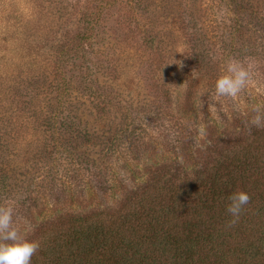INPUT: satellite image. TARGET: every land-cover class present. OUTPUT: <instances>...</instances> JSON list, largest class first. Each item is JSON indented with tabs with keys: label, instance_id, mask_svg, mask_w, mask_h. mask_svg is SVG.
<instances>
[{
	"label": "rangeland",
	"instance_id": "obj_1",
	"mask_svg": "<svg viewBox=\"0 0 264 264\" xmlns=\"http://www.w3.org/2000/svg\"><path fill=\"white\" fill-rule=\"evenodd\" d=\"M235 3L243 14L256 8L264 17V0ZM229 4L226 0H0V170L7 181L39 179L34 170L45 163L42 158L51 149L54 128L65 146L88 153L96 162L123 121L120 106L138 118L165 111L150 124L140 120L150 126L147 141L153 143L143 157L113 155L108 185L76 194L69 190L63 200L49 199L25 212L12 206L22 234L54 213L110 211L123 192L144 182L152 164L189 163L187 152L172 153L171 119L195 126L196 136L207 144L206 135L213 137L226 124L228 129L235 115L250 117L251 106L264 102L262 72L239 46L241 37L245 42L260 26L243 15L239 31L231 33ZM93 15L98 20L91 28ZM75 32L82 39L80 52L70 51ZM202 49L204 56L191 63V55ZM222 52L227 55L223 63L213 67ZM236 54L246 55L240 60L254 64L253 78L237 97H217L214 81L228 58L239 59ZM56 62L62 66L61 80L54 72ZM89 78L110 100L103 109L100 100L86 95ZM58 107L70 125L58 115ZM54 111L58 116L52 119ZM197 146L205 148L201 142Z\"/></svg>",
	"mask_w": 264,
	"mask_h": 264
},
{
	"label": "trees",
	"instance_id": "obj_2",
	"mask_svg": "<svg viewBox=\"0 0 264 264\" xmlns=\"http://www.w3.org/2000/svg\"><path fill=\"white\" fill-rule=\"evenodd\" d=\"M226 1L232 3L230 26L227 24L231 33L239 31L238 21L243 15L256 28L257 24L260 26L258 31L252 30V36L245 42L241 37L239 46L257 61L264 78V17L256 8L243 14L236 0ZM92 14H96V9ZM97 20L96 15L89 18L91 28ZM70 40L74 42L70 51L80 52V34L75 32ZM203 51L194 52L190 62L203 57L206 53ZM77 52L73 54L76 58ZM236 55L239 59L246 56ZM225 56L222 52L216 57L213 67H219ZM62 71L61 64L56 62L54 72L60 80ZM87 80L86 95L100 100L99 109H103L110 100L99 84L92 85L91 78ZM119 109L125 115L123 121L113 140L109 138L110 147L99 154L96 162L88 153L65 146L54 128L50 134L51 149L42 158L45 163L34 170L39 179L24 183L7 181L9 177L1 169L0 205H11L16 212L23 209L25 212L49 199L59 202L69 190L76 194L108 185L114 170V154L117 159L133 153L134 158L143 157L153 143L147 141L148 125L140 120L150 124L165 111L151 112L148 116L145 113L138 118L132 117L124 106ZM57 111L70 125L67 114L59 107ZM57 111L50 115L52 119L58 116ZM171 120L174 121V141H169L173 143L172 153L187 152L190 162L162 163L158 167L152 164L144 182L130 192H123L110 211H62L45 222L33 223L26 236L38 241L40 247L30 264H264V127H249V116L235 115L228 129L226 124L213 137L206 135V144L196 136L195 126ZM1 138L0 134V141ZM199 142L204 149L198 148ZM236 190L248 192L250 200L239 221L229 226L227 198ZM13 222L16 225L14 215Z\"/></svg>",
	"mask_w": 264,
	"mask_h": 264
},
{
	"label": "clouds",
	"instance_id": "obj_3",
	"mask_svg": "<svg viewBox=\"0 0 264 264\" xmlns=\"http://www.w3.org/2000/svg\"><path fill=\"white\" fill-rule=\"evenodd\" d=\"M254 75V64L228 58L223 70L214 81V92L217 97H237L251 82ZM203 93H201L202 95ZM252 115L249 117V127H264V102L251 106ZM203 135V128L199 129ZM226 211L230 219L228 225L237 223L250 196L244 190H236L229 194ZM40 244L30 240L13 222V208L11 205H0V264H30V259Z\"/></svg>",
	"mask_w": 264,
	"mask_h": 264
}]
</instances>
